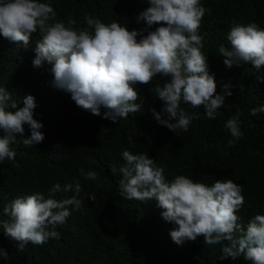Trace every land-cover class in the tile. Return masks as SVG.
<instances>
[{
	"label": "trees",
	"instance_id": "16d2710c",
	"mask_svg": "<svg viewBox=\"0 0 264 264\" xmlns=\"http://www.w3.org/2000/svg\"><path fill=\"white\" fill-rule=\"evenodd\" d=\"M40 2L51 3L57 20L67 23L71 15L78 29L86 27L87 13L106 24L116 21L130 31L145 27L135 17L148 6L146 0ZM201 4L211 10L210 15L205 13L199 33L204 37L201 51L207 70L214 76L216 94L231 95L224 96V106L211 120L203 108L182 103L185 111L198 112L201 117L192 121L187 132L173 133L159 125L150 111L162 108V101L150 89L157 84L163 87L170 78L157 75L149 84L135 85L143 98L141 112L113 123L102 118L105 109L101 108V116L92 115L76 106L69 93L55 88L50 64L33 66L39 32L32 35L27 48L0 36V87L15 94L17 108L23 107L26 94L35 98L33 118L43 124L40 131L45 137L26 147L20 141L31 131L24 124L25 136L17 135V143L10 145L15 159L0 163V221L8 219L2 209L12 199L36 192L47 198L56 183L79 181L78 198L83 201L79 211L57 226L60 238L40 246L29 243L18 251V242L5 236L0 227V249L8 253L7 260L0 256V264H251L243 256L218 259L222 245H206L203 237L177 245L169 235L176 225L163 220L154 200H126L118 192L119 169L124 163L121 153L127 148L133 154L146 153L157 166H163L166 180L185 175L211 185L215 180L232 179L243 187L245 200L237 212L238 222L246 225L253 215L264 214V113L249 114L264 105V66L259 71L243 62L227 67L218 53L220 45L230 48L226 34L232 21L255 22L264 29V0H201ZM7 110L14 111L10 106ZM237 111L243 137L228 147L232 137L224 123ZM80 169L96 171L98 178L87 180ZM92 194L95 201L88 198ZM72 195L58 192L54 198Z\"/></svg>",
	"mask_w": 264,
	"mask_h": 264
},
{
	"label": "clouds",
	"instance_id": "9594fccd",
	"mask_svg": "<svg viewBox=\"0 0 264 264\" xmlns=\"http://www.w3.org/2000/svg\"><path fill=\"white\" fill-rule=\"evenodd\" d=\"M148 6L136 17L145 27L128 30L118 22L104 23L85 14L86 27L76 28L71 15L67 23L57 20L50 2L40 0H0V36L27 48L30 38L39 32L35 42L34 67L44 62L51 65L52 85L70 94L76 106L119 122L137 114L143 108V98L135 90L137 84H149L157 75L170 82L150 89L162 101L159 112L150 109L155 121L173 133L187 132L200 113H189L181 104L193 109L203 108L207 119H215L217 110L224 106V96L216 94V83L208 72L206 56L201 51L204 37L200 28L205 13L211 10L201 0H146ZM157 25L154 30H150ZM146 33V34H145ZM139 37V39H138ZM230 48L220 45L218 53L227 67L250 63L257 71L264 66V29L255 22L241 24L232 21L226 34ZM224 67V66H223ZM212 72H215L214 70ZM259 79V77H258ZM225 88L228 86L225 85ZM241 90H243L241 88ZM14 93L0 87V163L14 160L16 152L10 145L17 143V135L24 137V124L31 135L22 142L26 147L44 140L40 131L43 124L33 118L35 98L26 94L23 107L17 108ZM140 100L141 103H137ZM10 106L14 111L7 110ZM264 113V105L254 107L250 115ZM233 146L243 137L240 112L224 123ZM124 161L119 171L118 192L126 200L155 201L162 209L163 220L176 225L169 233L177 245L203 237L206 245L221 244L218 259L243 256L251 264H264V214H255L243 224L237 212L245 200L243 187L224 178L211 185L194 181L185 175L166 180L164 167L157 166L146 153L133 154L127 148L121 153ZM115 171V170H113ZM87 180H96V171L79 170ZM79 181L61 186L54 184L46 198L36 192L12 199L3 206L7 220L0 221L4 235L18 242V251L29 243L33 246L58 240V225L66 222L74 211L83 207L78 198ZM72 192L61 200L55 193ZM95 201L94 194L88 197ZM227 241L228 244H223ZM0 256L8 253L0 249Z\"/></svg>",
	"mask_w": 264,
	"mask_h": 264
}]
</instances>
